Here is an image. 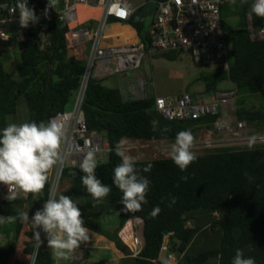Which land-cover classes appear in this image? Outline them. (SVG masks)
<instances>
[{
  "label": "trees",
  "instance_id": "trees-1",
  "mask_svg": "<svg viewBox=\"0 0 264 264\" xmlns=\"http://www.w3.org/2000/svg\"><path fill=\"white\" fill-rule=\"evenodd\" d=\"M148 1L154 2L157 9V3L163 0ZM253 2L237 0L233 5L243 18L241 28L227 23L228 14L222 6L229 71L218 66L202 74L199 81L205 83V96L226 91L221 87L224 83L232 87L227 90H237V97L246 94L245 100H236V119L247 122L250 135H264V107L250 105L252 96L261 94L264 89V41L251 38L248 24L251 17L258 30L264 26V19L254 14L249 16ZM16 3L17 0H0V20H6L10 35L8 41L0 40V130L12 122L47 123L52 116L66 111L71 102L73 105L86 71V59L72 57L68 44L70 28L59 16L65 0H58L47 16L44 10L48 0H28V6L34 8L39 17V22L30 24L28 29L20 27L18 9L9 20L10 10L16 8ZM146 15L143 8H139L127 23L136 30L139 42L150 50ZM109 22L117 21L110 19ZM12 46L18 54L14 73L7 70L4 56ZM176 53L181 51L155 52L150 57L161 54L173 58ZM192 95L195 100L200 98L198 94ZM83 109L89 130L109 143L107 160L98 162L96 175L112 189L108 197L93 206V197L82 184L84 174L79 165L64 168L61 183H69V188L57 198L64 194L78 204L85 227L122 248L118 232L130 217L140 220L143 249L139 256H132L135 264H165L160 259L165 241L167 252L182 256L179 264H232L237 249H242L245 257L254 258L256 264H264V146L205 148L196 153L198 159L186 171H181L170 157L137 160L140 174L150 180L148 203L140 211H124L120 203L123 193L113 183V170L121 162L115 154L116 142L123 138L174 144L178 132L191 130L197 138V131L202 126L214 127L217 117L169 120L156 111L155 95L125 99L120 88L108 87L104 79L93 77L88 83ZM153 120L158 121L156 131L150 123ZM148 163L153 167L150 172H144ZM185 176L187 181L182 179ZM49 189L48 181L39 194L18 196L13 201L0 200V216L16 217L20 212L29 215L28 220H14L13 228L7 223L0 224V232L7 236L6 242L0 243V264H11L16 256L13 264H55L51 252L42 248L36 250V229L31 221L48 199ZM173 198L175 203H172ZM156 206L161 211L153 217L151 212ZM106 216H118L117 229L110 231L103 226ZM201 220L207 224L201 225ZM164 230L169 234L164 235ZM129 254L132 255L131 250Z\"/></svg>",
  "mask_w": 264,
  "mask_h": 264
},
{
  "label": "built area",
  "instance_id": "built-area-1",
  "mask_svg": "<svg viewBox=\"0 0 264 264\" xmlns=\"http://www.w3.org/2000/svg\"><path fill=\"white\" fill-rule=\"evenodd\" d=\"M229 2L230 0H163L158 2L154 21L149 28L150 50H147L142 42L105 44L108 39L106 30L110 19L120 23L131 19L134 10L129 7V0H65V7L59 12V16L70 28L68 44L72 51L77 50L78 52L86 44L89 53L86 58V71L75 94L72 109L59 112L50 118L63 125L64 163L54 167L49 173L51 178L48 180L50 182L48 198L49 196L57 197L63 170L68 161L70 165H80L90 150L96 151L97 158L110 152L108 141L98 133L89 130L87 125L83 104L90 78L106 79L137 71L142 67L147 53L151 55L155 52L168 51L188 53L192 60L200 66H220L229 71L228 49L221 15L222 6ZM81 8L99 9L100 16L96 21L88 18L79 22ZM13 9L10 10L9 20L15 13ZM17 20L19 21V18ZM5 23L6 20H0V40L2 41L10 39ZM248 24L251 38L255 41H264V26L256 30L251 17L248 19ZM135 86L133 93L129 86L121 88L125 99L147 97L146 82L143 78L137 79ZM236 98V89L217 92L210 98L198 100H195L190 92L177 96L155 95V109L169 120L216 116L217 121L214 127L219 136L194 146L204 149L222 146L243 147L250 143L264 146V135H250L251 130L246 121L237 119L232 121ZM172 146L173 144L163 143L161 152L170 157ZM29 194L20 192L18 196L27 197ZM8 195V187L0 183V200H8ZM130 228L132 230L131 240L128 241L123 235H121V240L129 245L131 256L136 257L143 249L139 221H133ZM36 231L40 232L41 240L47 239L42 228ZM39 248L36 244V250ZM167 251L165 241L160 259L165 264H179L182 256Z\"/></svg>",
  "mask_w": 264,
  "mask_h": 264
},
{
  "label": "clouds",
  "instance_id": "clouds-1",
  "mask_svg": "<svg viewBox=\"0 0 264 264\" xmlns=\"http://www.w3.org/2000/svg\"><path fill=\"white\" fill-rule=\"evenodd\" d=\"M241 2L243 3L244 0ZM57 3L58 0H48L44 10L45 16ZM230 3L236 5L237 0H230ZM16 9L19 10L21 28L39 22L35 9L28 6V0H17L13 11ZM248 14L264 19V0H254ZM150 123L152 130L156 131L158 121L153 120ZM195 141L196 138L191 130H182L176 135L169 156L181 171H186L198 159L193 151ZM63 143V125L56 120L47 123L12 122L0 130V183L8 187L9 201L17 199L20 192L39 194L45 190L51 170L64 163ZM251 146L252 143L249 144V147ZM114 150L121 160L113 170V183L123 193L120 203L124 206V211H140L143 205L148 203L146 196L150 189V180L140 174L137 160L126 151L123 138L116 142ZM97 166L95 150L88 151L79 165L84 174L81 176L82 184L93 197V206L102 202L112 191L110 186L105 185L97 177ZM152 167L153 165L148 163L143 171L150 172ZM182 179L187 181L188 177ZM172 203H175V198ZM160 211V207L156 206L151 215L155 217ZM16 219L28 220L29 215L20 212L16 217L0 216V224ZM31 221L34 229L42 228L46 233L48 248L52 250L53 257L58 261L73 260L80 245L90 239V229L85 227L81 209L71 197L64 194L58 198L49 196L42 209L37 210L31 217ZM34 236L39 248L43 243L40 232L36 231ZM232 264H256V261L254 258L245 257L242 249H237Z\"/></svg>",
  "mask_w": 264,
  "mask_h": 264
},
{
  "label": "rangeland",
  "instance_id": "rangeland-1",
  "mask_svg": "<svg viewBox=\"0 0 264 264\" xmlns=\"http://www.w3.org/2000/svg\"><path fill=\"white\" fill-rule=\"evenodd\" d=\"M144 2L145 0H132V3L134 5H139ZM81 15H84V13L80 14V20L84 19ZM225 20L227 21L228 24L236 28H241L243 25V18L240 14H238V12L228 14ZM83 50L84 48L82 47V54L84 55L85 50L84 51ZM154 55L152 57H150L149 53L145 55V58L143 60V68L140 71L125 73L122 74L121 76L129 77L128 79H134V78L140 79L139 77H144L143 79L146 82L147 95L151 93V95L155 94L159 96H163V95L177 96L182 92H190L194 94L193 92L195 90L204 91L203 89L205 88L204 81L203 83H197L200 80V77L202 76L201 67L192 60V58L188 53L181 52L178 53L177 56L173 58H168L161 54H157V55L154 54ZM17 58H18L17 51L12 46V50L10 49V52L7 53V56L5 57L6 68L9 69L11 66L15 65ZM209 72L210 71L207 69L204 71V73H209ZM116 79L117 78L115 76H111L104 79V83L108 87H113L112 85L115 84ZM194 81L196 83H194ZM226 86L227 83L221 84V87L223 88ZM237 98L239 100H245L246 94L241 93L238 95ZM252 103L257 105L260 104L264 107V89L261 94L252 96V100H250V105ZM236 108H237V101L233 107V112H232L233 117H236L235 116ZM66 109L67 110L72 109V102L69 104V106ZM213 134L214 135H210V134L207 135V132L205 130L198 131L196 133L197 138L195 143H200L201 141H204L208 137L215 138L219 136L217 133H213ZM124 140H125L126 151L128 152V154L134 156L136 160H151L161 157H167L161 152V148L163 146V143L161 141L150 142V141H138V140H130V139H124ZM201 148L202 147L200 146H194L193 151L195 153L197 152L200 153ZM97 160L98 162H105L107 160V154H103L102 156L98 157ZM70 164L71 163H69L68 161L66 166H69ZM50 178L51 175H49V179ZM68 188H69V183L67 182L61 183L58 194L64 192ZM108 220H112L114 224L119 223L118 216H106L102 220L103 226L105 228ZM10 225L13 228L15 226V221L13 220L12 222H7V226L9 227ZM140 228H142V224H140ZM44 236H46V233L44 234ZM44 239L45 238L42 239L43 242ZM15 259L16 258L13 257V260Z\"/></svg>",
  "mask_w": 264,
  "mask_h": 264
},
{
  "label": "crops",
  "instance_id": "crops-1",
  "mask_svg": "<svg viewBox=\"0 0 264 264\" xmlns=\"http://www.w3.org/2000/svg\"><path fill=\"white\" fill-rule=\"evenodd\" d=\"M129 7L131 9H133L134 12L136 10H138L139 8H143L145 14H147L146 15L147 21L149 22L148 28H150V26H151V24L155 18L156 4L154 2L145 0V2L142 4L134 5L132 3V0H129ZM87 10L88 9H86V8H81L80 14L84 13V15H81L84 19L80 20V17H79V22H83V21L87 20L88 18H93L96 21L99 18L100 13H99V15H91L90 12H88ZM89 10H92V9H89ZM233 12L234 13L238 12V9L236 10L231 3L224 5V13L230 14ZM106 34H107L108 39L105 41V44H125V43L139 42V38H138L136 30L131 25H129L127 22H123V23H120V22H111L110 23L109 22L108 28L106 30ZM83 48L85 50L84 55L82 54V47H81L80 52H78L77 50L72 51V57L75 59H80V60L86 59L88 56L87 55L88 54V50H87L88 46L84 45ZM10 49L12 50V47H9V52H10ZM4 56L5 57L7 56V52H5ZM16 64H17V60H16L15 65L11 66L7 70H9L12 73L16 72ZM200 67H201V71H202L201 73L204 75L206 74V73H204V71L206 69L209 71H212V70L214 71L216 69V67H204V66H200ZM142 68H143V64H142L141 69ZM140 70H138V71H140ZM115 77L117 79L115 80L116 81L115 84L112 85L113 87H118L121 89L123 86H129L131 93L134 92V90L136 88V86H135V82L137 80L136 78L128 79L129 77H122L121 75L115 76ZM139 78H144V77H139ZM194 83H196V82L194 81ZM197 83H203V82L198 81ZM204 85H205V83H204ZM224 88H225L224 90H227V89H230L232 87H231V85L227 84V86ZM203 89L205 91V88H203ZM189 90H192V89H189ZM204 91L195 90L193 93L198 94L200 96V98L201 97L202 98H210L212 96V95L211 96L203 95ZM182 93H184V92H182ZM180 94H178V95H180ZM154 95H151V93L149 94L150 97H154ZM163 96H165V95H163ZM232 118H233V120H235L237 117L232 116ZM201 130H205L207 132V135L208 134L214 135L213 133H217L215 127L207 128V127L202 126L198 131H201ZM216 138L217 137H215V138H209L208 137L205 140L216 139ZM201 142H203V141H201ZM162 143H164V142H162ZM198 144L199 143H195L194 145H198ZM200 150L202 152L204 150V148H201ZM111 221L112 220L107 221L106 228H108L107 230L114 231L115 229L118 228L119 223L114 224L113 221L112 222ZM133 221L134 222L139 221V226H140V224H142V222L140 220H138L134 217H130L128 219V221L126 222L125 226L121 229V231L118 232V237L120 240H121V235H123V237L126 238L128 241L131 240L132 230L130 228V225L132 224ZM201 223H202L201 225L207 224V223H203V220H201ZM9 227H11V226H9ZM203 229H205V228H203ZM89 236H90L89 241L82 243L80 245V247L76 250L75 258L73 260H70V261L60 260V261H58L53 257L55 264H135L134 258L129 254L130 253L129 245L124 243L122 240H121L123 243L122 248H119L114 241H112V240L108 239L106 236L98 234L92 230H90ZM6 240H7V236L4 233L0 232V243L3 244L4 242H6ZM195 243L196 242H194L192 244V247L194 246ZM40 248H42L45 251H49L52 253V250L50 248H48L47 239H44V242ZM15 260H13V258H12L11 264H13L15 262Z\"/></svg>",
  "mask_w": 264,
  "mask_h": 264
},
{
  "label": "bare ground",
  "instance_id": "bare-ground-1",
  "mask_svg": "<svg viewBox=\"0 0 264 264\" xmlns=\"http://www.w3.org/2000/svg\"><path fill=\"white\" fill-rule=\"evenodd\" d=\"M88 12H90L91 15H99L100 11L99 9H92V10H87Z\"/></svg>",
  "mask_w": 264,
  "mask_h": 264
},
{
  "label": "water",
  "instance_id": "water-1",
  "mask_svg": "<svg viewBox=\"0 0 264 264\" xmlns=\"http://www.w3.org/2000/svg\"><path fill=\"white\" fill-rule=\"evenodd\" d=\"M164 235H168L169 234V231L168 230H164Z\"/></svg>",
  "mask_w": 264,
  "mask_h": 264
}]
</instances>
